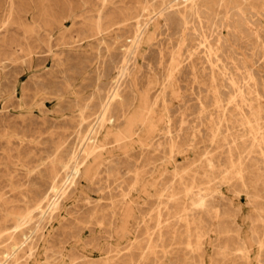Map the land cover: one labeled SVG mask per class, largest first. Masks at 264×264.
I'll list each match as a JSON object with an SVG mask.
<instances>
[{
	"label": "rangeland",
	"instance_id": "rangeland-1",
	"mask_svg": "<svg viewBox=\"0 0 264 264\" xmlns=\"http://www.w3.org/2000/svg\"><path fill=\"white\" fill-rule=\"evenodd\" d=\"M0 264H264V0H0Z\"/></svg>",
	"mask_w": 264,
	"mask_h": 264
},
{
	"label": "bare ground",
	"instance_id": "bare-ground-1",
	"mask_svg": "<svg viewBox=\"0 0 264 264\" xmlns=\"http://www.w3.org/2000/svg\"><path fill=\"white\" fill-rule=\"evenodd\" d=\"M238 7H239V5H238ZM195 10V9H194ZM194 13V12H193ZM247 14V13H246ZM231 16V15H230ZM231 19V18H230ZM195 38V37H194ZM204 42V41H203ZM218 42V41H217ZM219 46V45H218ZM250 46V45H249ZM216 50H217V48H216ZM217 53V52H216ZM212 62V61H211ZM214 66V65H213ZM205 67V66H204ZM175 69V68H174ZM254 71V70H253ZM223 73V72H222ZM196 77V76H195ZM196 79V78H195ZM215 79V78H214ZM259 95V94H258ZM263 98V97H262ZM262 98H260V99H262ZM108 99V98H107ZM112 99V98H111ZM107 102V101H106ZM253 114V113H252ZM222 120V119H221ZM219 130V129H218ZM255 136H256V134H254ZM253 137V136H252ZM212 168V167H211ZM207 170V169H206ZM201 189V188H200ZM203 193V192H202ZM205 195V194H204ZM196 196H198L197 194H196ZM200 197V196H199ZM203 198H204V196H203ZM202 199V198H201ZM197 200V199H196ZM200 200V199H199ZM204 200H205V198H204ZM207 200V199H206ZM206 202V201H205ZM194 205H195V202H194ZM198 205H200V204H198ZM205 205H206V203H205ZM40 206V205H39ZM204 206V205H203ZM200 207V206H199Z\"/></svg>",
	"mask_w": 264,
	"mask_h": 264
}]
</instances>
